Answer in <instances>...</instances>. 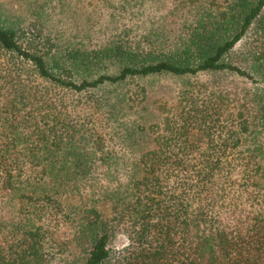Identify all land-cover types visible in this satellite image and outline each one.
Wrapping results in <instances>:
<instances>
[{
  "label": "trees",
  "instance_id": "16d2710c",
  "mask_svg": "<svg viewBox=\"0 0 264 264\" xmlns=\"http://www.w3.org/2000/svg\"><path fill=\"white\" fill-rule=\"evenodd\" d=\"M64 1L0 6V264H264V0Z\"/></svg>",
  "mask_w": 264,
  "mask_h": 264
},
{
  "label": "rangeland",
  "instance_id": "374dc122",
  "mask_svg": "<svg viewBox=\"0 0 264 264\" xmlns=\"http://www.w3.org/2000/svg\"><path fill=\"white\" fill-rule=\"evenodd\" d=\"M36 0H0V6L2 9H4L6 12L18 15L19 13H25L28 8L31 7V5ZM63 3V9L62 11H51V13L54 14L55 17H57L58 24H62V26L67 28H73V23L75 21H78V16L76 18H71V14L75 13V11L79 14H84L85 11L83 10L82 4L85 3H70L66 0V2ZM84 11V12H83ZM86 17V16H85ZM84 22V21H83ZM3 215V213L0 211V219ZM126 238L123 235L121 231H116L114 238L112 239V242L110 244L111 248L114 252L119 251L126 245Z\"/></svg>",
  "mask_w": 264,
  "mask_h": 264
}]
</instances>
